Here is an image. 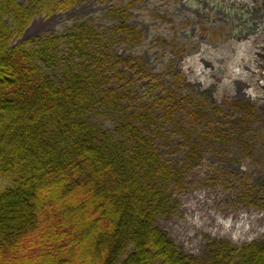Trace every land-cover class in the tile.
I'll return each mask as SVG.
<instances>
[{
	"label": "trees",
	"instance_id": "1",
	"mask_svg": "<svg viewBox=\"0 0 264 264\" xmlns=\"http://www.w3.org/2000/svg\"><path fill=\"white\" fill-rule=\"evenodd\" d=\"M79 1L0 0V264H33L25 259L29 252L34 264H200L181 254L156 224L172 209L167 189L179 171L146 135L143 114L129 116V99L106 79L117 67H109L112 46L86 23L61 37L11 46L36 16L70 10ZM124 12L108 16L113 34L130 43L139 36ZM62 39L69 40L72 55L59 68L53 48ZM168 100L158 98L160 104ZM116 108L122 117L112 131L91 118L94 111ZM194 132L189 163L203 149L202 129ZM27 184L31 199L22 196ZM19 212L24 223L11 216ZM229 255L236 264H264V244Z\"/></svg>",
	"mask_w": 264,
	"mask_h": 264
},
{
	"label": "rangeland",
	"instance_id": "2",
	"mask_svg": "<svg viewBox=\"0 0 264 264\" xmlns=\"http://www.w3.org/2000/svg\"><path fill=\"white\" fill-rule=\"evenodd\" d=\"M122 9L139 36L130 43L113 34L108 16ZM83 23L112 46L109 67H117L106 79L129 99L124 110L143 114L146 135L179 171L167 189L172 209L157 226L200 264H232V250L264 244V0H80L70 10L36 16L11 46L61 37ZM68 42L53 48L59 68L72 55ZM159 97L169 100L160 104ZM121 117L122 108L91 116L107 131ZM197 128L203 149L189 163L188 137ZM24 189L22 196L34 197L31 184ZM48 201L42 202L52 208ZM11 216L24 223L20 212ZM25 259L37 261L30 252Z\"/></svg>",
	"mask_w": 264,
	"mask_h": 264
}]
</instances>
